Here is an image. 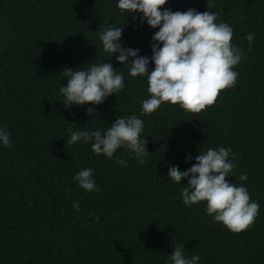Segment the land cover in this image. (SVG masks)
<instances>
[{"label": "trees", "instance_id": "1", "mask_svg": "<svg viewBox=\"0 0 264 264\" xmlns=\"http://www.w3.org/2000/svg\"><path fill=\"white\" fill-rule=\"evenodd\" d=\"M117 3L0 0V127L12 143H0V264H172L177 245L186 258L200 256L198 264H264V0H167L161 10L216 12L245 58L233 68L235 87L212 106L194 114L165 102L150 115L142 110L150 98L147 76L132 77L130 64L108 58L100 35L102 23L122 25V46L151 57L159 28ZM103 62L123 75L124 88L101 104L65 108L61 71ZM131 115L144 122L143 164L126 147L108 158L91 142L67 143L72 132L103 134ZM220 147L231 148L236 166L226 179L245 186L260 206L254 224L239 233L207 215L206 201L185 206L187 178L178 184L167 176L170 166L185 171L194 157ZM85 168L93 170L98 192L73 179Z\"/></svg>", "mask_w": 264, "mask_h": 264}, {"label": "clouds", "instance_id": "2", "mask_svg": "<svg viewBox=\"0 0 264 264\" xmlns=\"http://www.w3.org/2000/svg\"><path fill=\"white\" fill-rule=\"evenodd\" d=\"M166 3L167 0H118L117 3L121 12L142 13V22L146 20L149 27L159 28L152 36L155 43L151 45V57L139 56V49L122 46V25L102 23L100 40L104 51L110 54L108 58L115 54L117 62L131 65L129 75L147 76L150 98L142 102L144 114H152L165 102L178 104L196 114L212 106L222 90L235 87L238 73L233 68L245 57L232 44L233 28L225 22L217 23L216 12H198L194 8L184 12L161 10ZM246 39L248 51H251L254 34L248 33ZM129 57L133 58L131 62ZM150 60L154 63L151 71L148 68ZM61 73L67 78V83L60 88L65 108L74 104H101L125 86L123 75L117 73L111 63H91L87 70L74 71L66 67ZM86 111L92 115L94 108L89 107ZM143 129L144 122L136 115L121 116L103 134L100 130L72 132L67 143L91 142L95 154L108 158H112L121 147H126L143 164L149 155L146 140L140 135ZM0 143L12 147L7 128L0 127ZM231 153V148H209L194 157L195 163L185 171L170 166L167 176L178 184L187 178V186L181 192L185 206L206 201L207 215L230 231L239 233L254 224L260 206L251 200L245 186H236L226 179L236 167L229 159ZM187 159L193 158L189 156ZM116 162L127 165L123 159ZM73 179L85 191H99L91 168L80 170ZM239 179L246 181L247 174L242 173ZM73 207L78 210V203L74 202ZM170 258L172 264H198L201 259L198 255L186 258L181 245L174 247Z\"/></svg>", "mask_w": 264, "mask_h": 264}]
</instances>
